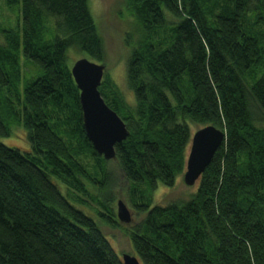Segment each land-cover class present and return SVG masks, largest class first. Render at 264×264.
Wrapping results in <instances>:
<instances>
[{"label":"trees","instance_id":"16d2710c","mask_svg":"<svg viewBox=\"0 0 264 264\" xmlns=\"http://www.w3.org/2000/svg\"><path fill=\"white\" fill-rule=\"evenodd\" d=\"M4 7L15 21L0 20V136L23 126L30 150L0 142V264H123L100 225L70 203L90 200L99 220L119 226L100 197L110 195L108 160L86 137L70 71L82 56L107 61L90 0H0V15ZM124 8L136 34L124 62L134 103L125 106L106 78L99 90L129 131L114 160L145 213L126 229L133 254L140 264H264V0ZM21 55L35 78L23 75ZM189 124L215 125L224 140L187 200L151 205L157 184L184 173Z\"/></svg>","mask_w":264,"mask_h":264},{"label":"rangeland","instance_id":"374dc122","mask_svg":"<svg viewBox=\"0 0 264 264\" xmlns=\"http://www.w3.org/2000/svg\"><path fill=\"white\" fill-rule=\"evenodd\" d=\"M90 7L104 39L107 61L104 62L106 68L103 79L106 78V80L109 81L112 89L121 97L125 106H131L134 103V97L125 79L124 62L126 57V39L130 38L132 33L133 37L136 36L133 18L126 13L124 0H90ZM0 20H8L7 22L12 25L15 21V14L4 7L1 10ZM260 27L264 29V10ZM167 34L168 31L165 30L161 33L160 37H166ZM21 66L22 73L25 77L30 76V78H35L39 75V69L37 66L34 63L31 64L26 61L22 55ZM262 125L264 126V124ZM190 127L192 132L198 128V126L194 124L192 126L190 125ZM8 128L10 131L9 135L0 136V142L4 145L18 148L24 154L28 152L30 150V145L23 126L20 127V125L17 126V124H11ZM83 162L92 172V164L94 161L90 157H86L83 158ZM106 165L107 170L111 175V182L109 184L110 195L108 200L103 199L102 196L100 197L103 200V203L109 206L112 217L115 219H117L116 203L118 200H121L130 211L132 218L130 223H119V226L112 227L99 220V217L94 212L97 208H99V206L94 202L88 200L87 206L79 203H70L75 208L82 210L100 225L103 234L109 240L116 253L121 257L124 253H134L130 240L127 236L126 229H130L133 225L140 222L145 217V213L138 211L132 204L128 193V182L123 178L116 161L114 159H110L106 162ZM53 180L57 186L59 185L58 188L60 191L64 192V185L58 181V179L54 178ZM197 184L198 180L194 185H186L183 181L182 173L172 186L163 185L161 183L157 184V187L152 190L150 194V203L151 205H165L176 200H187L195 191Z\"/></svg>","mask_w":264,"mask_h":264},{"label":"water","instance_id":"95a60500","mask_svg":"<svg viewBox=\"0 0 264 264\" xmlns=\"http://www.w3.org/2000/svg\"><path fill=\"white\" fill-rule=\"evenodd\" d=\"M105 63L90 60L86 56L76 59L71 75L79 90L82 125L94 150L104 159H114V146L124 140L129 131L124 121L103 99L99 86L105 72ZM224 131L215 125L197 128L191 136L188 156L183 173L186 185H194L210 163L215 151L224 140ZM116 217L119 223H130L131 214L127 206L118 200ZM123 264H140L134 254H122Z\"/></svg>","mask_w":264,"mask_h":264}]
</instances>
